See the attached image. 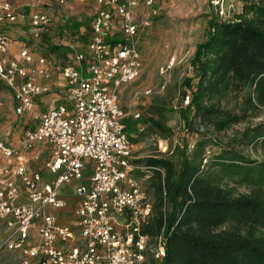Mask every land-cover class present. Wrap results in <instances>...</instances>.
Segmentation results:
<instances>
[{
    "label": "built area",
    "instance_id": "2783aa9c",
    "mask_svg": "<svg viewBox=\"0 0 264 264\" xmlns=\"http://www.w3.org/2000/svg\"><path fill=\"white\" fill-rule=\"evenodd\" d=\"M77 1L96 4L89 36L82 51L69 44L72 53L61 60L43 45L56 25L47 0H34L28 10L18 0H0V84L12 93L15 115L29 121L18 147L0 142V155L10 160L0 172V254L19 253L13 264L162 262L164 235L143 234L152 204L135 176L140 167L120 101L121 89L140 76L139 38L158 16L159 0ZM14 29L18 41L10 36ZM190 102L188 93L183 108ZM39 143L48 145V157L37 151ZM64 187L75 197L70 223L60 217L68 207ZM36 229L38 241L29 245Z\"/></svg>",
    "mask_w": 264,
    "mask_h": 264
},
{
    "label": "trees",
    "instance_id": "16d2710c",
    "mask_svg": "<svg viewBox=\"0 0 264 264\" xmlns=\"http://www.w3.org/2000/svg\"><path fill=\"white\" fill-rule=\"evenodd\" d=\"M240 1L243 13L235 20H209L192 60L194 76L186 79L191 102L182 116L187 132L199 138L192 154L185 140L178 169L164 155L134 160L152 172V213L143 234L166 239L163 261L146 264H264V159L239 150L264 148V122L252 123L264 110V0ZM49 48L55 56L72 53ZM124 123L133 141L136 123ZM240 124L247 126L215 144L219 150L210 156L207 143ZM237 186L247 191L237 194Z\"/></svg>",
    "mask_w": 264,
    "mask_h": 264
},
{
    "label": "rangeland",
    "instance_id": "374dc122",
    "mask_svg": "<svg viewBox=\"0 0 264 264\" xmlns=\"http://www.w3.org/2000/svg\"><path fill=\"white\" fill-rule=\"evenodd\" d=\"M30 2L31 0H22ZM55 4L56 0H47ZM77 0H67L60 10L64 16L62 20L74 30L72 34H66L59 28L52 26L50 33L45 36L44 46L50 56L49 46L58 45L67 47L69 44L76 51L83 50V44L89 36L90 23L93 11H83ZM160 12L144 30L139 38L140 49L143 53L144 64L138 79L124 86L120 101L127 119H133L137 131L134 133L133 154L135 160H146L154 156L164 155L170 159L177 169L182 160L181 149L185 140L194 144L199 138L187 132L183 120V99L190 92L186 85V79L193 78L194 67L192 60L195 57L197 46L208 37V22L213 15H218L220 20L233 21L243 13V2L240 0H159ZM19 31L14 29L11 37L20 40ZM44 48V47H43ZM42 54V53H40ZM55 56V55H54ZM70 56L66 53L65 60ZM175 59L171 68V61ZM11 92L0 84V142L7 146H16L23 139L24 130L29 121L19 118L10 108L9 101L13 100ZM8 107V109L6 108ZM69 109H71L69 107ZM140 114L138 119L135 115ZM151 121L162 122L169 131L161 132L154 128ZM264 122V110L253 124ZM36 123L32 122V125ZM247 124L234 126L218 138H213L207 143V152L210 156L218 152L215 144L226 142L228 138L237 132H242ZM18 145V146H19ZM42 148V143H40ZM193 148V150H194ZM189 151V154H192ZM250 159H264V148L239 149ZM144 164L138 165L135 176L140 181L146 195L152 172H148ZM44 177L50 181L54 176L44 172ZM230 186H235L229 182ZM64 187L63 189H66ZM247 190L237 186L236 193H245ZM71 221L72 217L69 218ZM4 232V226L1 228ZM37 229L28 240L29 245L38 241ZM19 253L3 252L0 254V264H13L19 261Z\"/></svg>",
    "mask_w": 264,
    "mask_h": 264
},
{
    "label": "crops",
    "instance_id": "0c3cea01",
    "mask_svg": "<svg viewBox=\"0 0 264 264\" xmlns=\"http://www.w3.org/2000/svg\"><path fill=\"white\" fill-rule=\"evenodd\" d=\"M65 1H67V0H65ZM32 2H34V0H31L30 2H24V1H22V0H18V3H19V5L23 8V9H27L28 10V8L30 9V5H31V3ZM49 3V2H48ZM49 4H51L52 6V10H54L55 12H56V25H55V28H59L62 24H64V21L62 20V17L64 16L63 14H61V13H65L66 12V10H63L64 12H61L62 10H60V8L62 7V6H60L59 5V0H56V2H55V4H52V3H49ZM66 4V3H65ZM79 5V4H78ZM78 8L79 7H82V10L83 11H87V12H89V11H95L96 10V4L93 2V1H90L86 6H84V5H79V6H77ZM94 14V13H93ZM93 16V15H92ZM18 50H19V47H18V45L14 48V50H13V52H12V55L15 57V56H17L18 55ZM41 81V80H40ZM123 89V88H122ZM122 89H121V91H122ZM121 91H120V94H121ZM11 95H12V93H10ZM9 106H10V108L12 109V107H13V111H14V101L13 100H10L9 101ZM7 109H8V107H6ZM9 110V109H8ZM18 145H19V142H17V145L16 146H10V147H18ZM40 143L39 144H37V147H36V149H37V151L38 152H40L41 153V155L43 156V158H46V157H48V155L50 154V151H49V147H48V145H46L45 143H42V148H40ZM8 164H10V160H7V159H5V158H3L1 155H0V172H1V170L5 167V166H7ZM63 196L65 197V198H67V200H68V207L65 209V210H63L62 212H60V217H61V220H62V222L63 223H70L71 222V220L69 219L70 217H71V213L73 212V209H74V201H75V197H74V193H72V191L71 190H69V189H66V190H64V192H63Z\"/></svg>",
    "mask_w": 264,
    "mask_h": 264
}]
</instances>
